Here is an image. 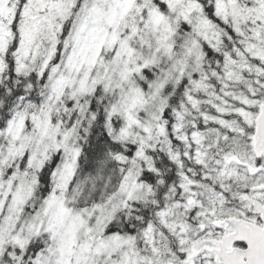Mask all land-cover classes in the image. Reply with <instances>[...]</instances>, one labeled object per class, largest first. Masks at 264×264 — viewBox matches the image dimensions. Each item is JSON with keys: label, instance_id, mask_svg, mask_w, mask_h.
<instances>
[{"label": "snow or ice", "instance_id": "6c2138e0", "mask_svg": "<svg viewBox=\"0 0 264 264\" xmlns=\"http://www.w3.org/2000/svg\"><path fill=\"white\" fill-rule=\"evenodd\" d=\"M0 264H264V0H0Z\"/></svg>", "mask_w": 264, "mask_h": 264}]
</instances>
